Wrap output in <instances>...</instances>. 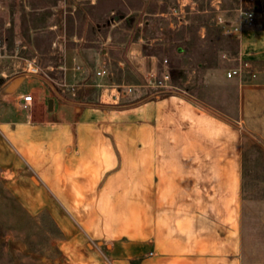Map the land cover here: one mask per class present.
Instances as JSON below:
<instances>
[{
  "label": "crops",
  "instance_id": "1",
  "mask_svg": "<svg viewBox=\"0 0 264 264\" xmlns=\"http://www.w3.org/2000/svg\"><path fill=\"white\" fill-rule=\"evenodd\" d=\"M14 1L28 0H0V23L11 20ZM135 1L152 4L153 11L131 0H91L111 15L128 14L114 16L101 47L72 35L43 66L45 75L5 66L13 54L0 46V197L18 201L28 215L54 217L56 254L39 264H242L244 134L264 139V69L256 52L264 30L243 29L241 58L251 61L257 76L226 77L237 87L230 113L148 85L151 74L171 73L170 65L163 61L159 68L156 56L143 52V36L127 45L116 34L133 12L164 16L162 8L174 0ZM129 64L140 83L126 79ZM103 65L108 74L97 76ZM125 84L135 90L123 97L116 85ZM82 88H95L98 99ZM141 88H148L145 96L120 104ZM26 94L33 101L24 108ZM129 176L135 184L134 244L110 235L95 240L94 233L112 229L86 217L105 211L74 201L109 197L118 179L128 183Z\"/></svg>",
  "mask_w": 264,
  "mask_h": 264
},
{
  "label": "rangeland",
  "instance_id": "2",
  "mask_svg": "<svg viewBox=\"0 0 264 264\" xmlns=\"http://www.w3.org/2000/svg\"><path fill=\"white\" fill-rule=\"evenodd\" d=\"M131 1L134 7L142 6L153 11L152 4ZM90 2L14 1L11 20L0 23V46L4 47L3 51L13 54V57L7 58L5 66L11 68L16 63L20 69L25 67L31 73L29 64L33 63L40 69L38 73L45 75L43 66L52 64L55 52L62 45H69L67 39L75 34L83 38L81 43L87 40L86 43L101 47L115 21L114 16L128 13L121 10L111 15L104 4L95 6ZM185 2L187 4L180 8V3ZM262 2L264 4V0ZM169 5V8L166 5L162 8L166 11L164 16L133 12L128 16V22L124 20L119 26L123 29H118L117 40L128 45L143 36V52L155 55L159 68L165 59L168 60L173 86L170 89L234 113L237 87L226 78V71L242 59L240 45L243 29L264 30V16L251 23L245 22L239 11V0H174ZM180 9L184 10V17ZM137 20L143 22V26H135ZM156 37L159 40H155ZM262 38L258 41L263 42V47L256 52L262 56L259 67L264 69ZM125 73L128 81L141 82L131 64ZM50 75L47 74L49 78ZM147 89H138L137 92H141L138 96L126 98L120 104L136 101L137 97L146 95ZM82 90L94 99L100 95L95 88ZM244 135L242 264H264V139L249 133ZM131 178L129 176L128 183H120L118 179L109 197L74 201L78 206L105 211L102 215L86 217L90 223L106 224L112 229L106 234L94 233L95 240L110 235L113 241L122 238L134 244L136 201L135 184L130 182ZM58 235L54 217L45 212L38 216L28 215L18 201L1 195L0 264H39L42 257L56 254L53 240ZM128 264H134V260Z\"/></svg>",
  "mask_w": 264,
  "mask_h": 264
},
{
  "label": "built area",
  "instance_id": "3",
  "mask_svg": "<svg viewBox=\"0 0 264 264\" xmlns=\"http://www.w3.org/2000/svg\"><path fill=\"white\" fill-rule=\"evenodd\" d=\"M187 4L180 3V8L184 7ZM175 10V9H174ZM239 11L243 16L245 22L251 23L255 21L257 18L264 16V4L262 0H239ZM180 14L184 15V10L180 9ZM181 19V18H180ZM181 23V20H179ZM165 63H168V60H164ZM30 69L34 74H39L40 69L33 63L29 64ZM77 69H81L80 65L76 66ZM108 67L103 65L99 70L96 71L97 76H105L108 74ZM227 78H239L241 80L254 79L257 76V71L253 68V65L250 60L240 59L239 63L235 66H232L226 71ZM148 85L156 90H164L173 88L171 84V73L169 71H163L160 75L157 73L151 74V80ZM62 88H64V83L62 84ZM118 88L119 95L126 97L132 94L135 90V86L131 84L125 85H116ZM33 95L26 94L22 97L21 106L24 108L29 107L32 104Z\"/></svg>",
  "mask_w": 264,
  "mask_h": 264
}]
</instances>
